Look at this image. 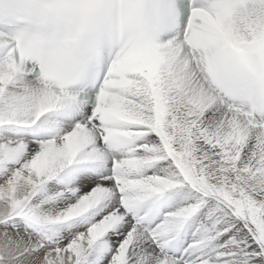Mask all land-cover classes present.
<instances>
[{"label": "snow or ice", "instance_id": "snow-or-ice-1", "mask_svg": "<svg viewBox=\"0 0 264 264\" xmlns=\"http://www.w3.org/2000/svg\"><path fill=\"white\" fill-rule=\"evenodd\" d=\"M0 264H264V0H0Z\"/></svg>", "mask_w": 264, "mask_h": 264}]
</instances>
